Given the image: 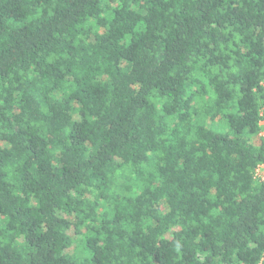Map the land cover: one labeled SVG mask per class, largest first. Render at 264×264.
Returning <instances> with one entry per match:
<instances>
[{"label":"trees","instance_id":"16d2710c","mask_svg":"<svg viewBox=\"0 0 264 264\" xmlns=\"http://www.w3.org/2000/svg\"><path fill=\"white\" fill-rule=\"evenodd\" d=\"M263 131L264 0H0V264H264Z\"/></svg>","mask_w":264,"mask_h":264},{"label":"rangeland","instance_id":"374dc122","mask_svg":"<svg viewBox=\"0 0 264 264\" xmlns=\"http://www.w3.org/2000/svg\"><path fill=\"white\" fill-rule=\"evenodd\" d=\"M212 128H214V127L212 126ZM260 134L261 135H264V131L261 132ZM256 174L258 176H260L261 178L264 176V165H261V166L258 167V169L256 170ZM70 230H69V232H70ZM78 252H79V249H78Z\"/></svg>","mask_w":264,"mask_h":264}]
</instances>
